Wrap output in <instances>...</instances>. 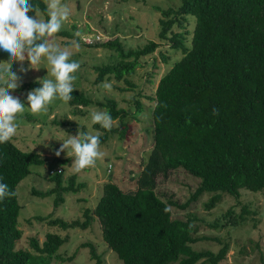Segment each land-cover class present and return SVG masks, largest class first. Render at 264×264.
I'll use <instances>...</instances> for the list:
<instances>
[{"label":"trees","instance_id":"trees-1","mask_svg":"<svg viewBox=\"0 0 264 264\" xmlns=\"http://www.w3.org/2000/svg\"><path fill=\"white\" fill-rule=\"evenodd\" d=\"M31 3L38 6L46 20L44 0H31ZM189 17L193 18L191 29H187ZM159 23L160 39L170 40L183 53L161 74L154 93L148 95L154 101L149 105L153 142L135 178L136 188L126 190L112 180L103 182L100 196L93 207L84 209L82 221L51 217L50 212L35 218L61 227H86L97 218L104 242L117 253L122 264H220L229 243L224 241L217 251L194 248L191 243L198 239L194 236L195 217L191 214L184 219L172 217L170 204L177 203L158 195L156 178L177 167L199 178L197 187L181 206L202 192H211L204 202L206 208H211L222 192L239 197L240 187L264 190V0H181L176 7L161 8ZM174 25L180 29L172 30ZM56 35L75 36L67 29ZM93 43L113 48L119 56L113 62L94 66V82L113 78L125 81L130 87L134 86L130 76L142 57L159 45L158 41L149 39L141 46L125 47L118 36ZM163 58L167 59L165 55ZM37 80H23L10 92L21 94L26 89L41 87ZM133 102L136 117L143 105L136 97ZM67 103L76 112L90 106L92 98L74 88ZM99 104L112 120L119 119L110 130L92 124L99 129L93 134L99 136L100 144L114 135L127 138L131 124L126 117L130 112L118 106L112 96H106ZM82 132L86 130L83 128ZM53 159L50 169L55 170L49 179L54 185L32 191L40 196L52 194L55 208L65 200V193L79 190L85 182H76L75 173L64 182L62 165L69 158ZM45 161L40 152L19 147L13 139L0 144V182L16 193L0 200V264H50L56 259L72 257H63L58 252L65 238L57 232L47 231L42 241L31 236L30 248L15 247L22 235L17 184L31 172V165ZM248 211L244 206L236 214L229 208L222 214L226 219L224 224L244 221V213ZM82 244L90 247L94 264H102L94 244Z\"/></svg>","mask_w":264,"mask_h":264},{"label":"rangeland","instance_id":"rangeland-1","mask_svg":"<svg viewBox=\"0 0 264 264\" xmlns=\"http://www.w3.org/2000/svg\"><path fill=\"white\" fill-rule=\"evenodd\" d=\"M181 0H62L71 10L68 21L61 29H67L75 36L55 35L52 39L61 48H67L73 53L71 60L79 63L80 68L75 73L76 80L73 87L86 92L92 103L87 108L72 112L68 103L59 99L54 100L46 112L32 115L28 110L27 94L32 89H26L21 94H10L25 104V111L17 116L16 135L12 138L19 147L31 148L40 152L46 158L42 164L31 165V172L17 184L18 200L21 207L18 214L19 227L22 235L15 242V247L30 248V237L35 236L39 241L45 238L47 231L61 234L65 240L58 248V252L69 259L53 260L50 264H94L95 259L90 256V247L83 242H92L96 251L101 255L102 264H122L117 253L103 240L100 223L94 218L86 227H61L59 224H49L46 219L37 220L36 215L52 213L51 217H61L66 221L79 219L82 221L84 209L93 207L101 194L102 184L112 180L123 189L134 190L137 186L136 176L140 171L144 158L152 146V105L153 100L148 95L154 93L156 83L169 66L182 55V49L171 45L170 40L159 37L161 24V8L176 7ZM35 16V15H34ZM33 16V17H34ZM40 18L44 19L40 12ZM187 29L193 26V18H188ZM172 30H178L176 25ZM169 33V32H168ZM97 35L99 37H97ZM118 36L125 47H137L149 39L159 42L158 47L141 59L130 79L134 86L130 87L125 81L104 79L95 83V65L113 62L119 58L115 49L95 45L108 38ZM189 35L187 34V38ZM93 38V39H92ZM89 39L93 41H89ZM163 55L167 57L165 60ZM9 54L0 49V62L7 61ZM46 61L30 68L29 62L13 61L12 71L18 77L17 83L28 79H43L47 76ZM21 69H24L23 71ZM50 78V77H49ZM149 79H152L151 81ZM107 84L110 87L105 88ZM119 87H128L122 90ZM106 96L116 98L118 106L126 108L130 113L126 117L131 124V133L127 138L110 136L100 144L102 157L95 165L85 168L79 173L74 172L71 164L73 158L67 156L66 151L60 158H69L62 166L63 176L72 173L77 175L76 182L83 181L85 185L75 192L65 193V200L55 208L53 195L40 196L33 188L45 190L54 185L49 179L51 166L54 164L56 151L62 141L69 135H77L78 129L96 133L91 124V112L102 110ZM139 98L143 109L136 113L133 98ZM32 117L33 119H30ZM119 119L113 120L117 125ZM57 157V156H56ZM112 163L109 166V163ZM108 168H111L109 171ZM199 183V178L182 167L171 169L166 175H157L155 190L164 200H174L177 204H170L171 216L184 219L189 214L194 216V236L198 239L191 243L196 249H211L217 251L224 241L229 243L226 256L220 264H264V190H250L240 187V196L222 192L219 201L211 208H206L204 202L211 192H202L197 198L184 204ZM246 206L249 210L244 213L246 219L236 225L226 223L224 214L229 208L238 214ZM217 222V225L214 224ZM171 264H177L173 262Z\"/></svg>","mask_w":264,"mask_h":264},{"label":"clouds","instance_id":"clouds-1","mask_svg":"<svg viewBox=\"0 0 264 264\" xmlns=\"http://www.w3.org/2000/svg\"><path fill=\"white\" fill-rule=\"evenodd\" d=\"M47 19L40 18L38 6L31 0H0V49L9 54L7 61L0 62V144L9 142L17 132V116L25 111V104L10 94L18 88V77L12 71V62H29L30 68L46 61L47 76L38 79L42 85L27 94L28 110L32 115L47 111L48 106L59 99L67 103L72 99L75 73L79 70L78 62L71 60L73 53L61 48L52 39L68 21L71 10L62 0H44ZM29 13H35L30 16ZM22 71L24 69H21ZM50 77V78H49ZM105 88L110 87L105 84ZM91 124H99L110 130L113 120L110 114L98 110L91 112ZM100 138L90 132L78 129L77 135H69L62 141L56 156L67 153L73 158L71 167L79 173L95 165L102 157ZM16 195L9 191L8 185L0 182V200Z\"/></svg>","mask_w":264,"mask_h":264},{"label":"built area","instance_id":"built-area-1","mask_svg":"<svg viewBox=\"0 0 264 264\" xmlns=\"http://www.w3.org/2000/svg\"><path fill=\"white\" fill-rule=\"evenodd\" d=\"M97 37H99L98 35H97ZM93 39V38H92ZM90 41H93V40H91V39H89V41L88 42H90ZM109 166H111V164L109 163ZM57 170H61V167L60 166H57V168H56ZM55 169H50V172L51 173H53V171H54Z\"/></svg>","mask_w":264,"mask_h":264}]
</instances>
